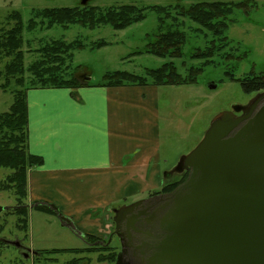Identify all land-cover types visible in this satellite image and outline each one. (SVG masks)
<instances>
[{
	"label": "rangeland",
	"instance_id": "rangeland-1",
	"mask_svg": "<svg viewBox=\"0 0 264 264\" xmlns=\"http://www.w3.org/2000/svg\"><path fill=\"white\" fill-rule=\"evenodd\" d=\"M81 0H0V30H9L13 27L12 22H7V16L12 12H19L23 23V66L25 71L36 61L40 55L35 51L50 44L53 41L72 43L80 41L84 48L74 51L72 69L68 73L76 72V78L86 76V81L93 86L101 83L102 76L112 72H127L136 76L146 77L148 70H156L165 63H173L177 73L185 77L187 69L198 66V61L190 60V55L196 50H203L207 42L211 40L209 34L194 33L197 26L188 19L177 17L181 26L174 27L170 21L165 22L161 33L179 30L185 34L186 42L182 47L181 58H156L151 55L141 54L130 56L145 50L155 35L159 33L158 17L155 13L145 12V19L131 27L115 31L110 26H99L94 30H88L81 26H70L67 30L54 26L50 30L40 25L32 32L26 30L27 23L33 17V13L44 9L74 8L80 6ZM251 2L256 5L246 14L242 11H234L228 19V29L225 33L228 46L220 55H231L232 59L214 58V66L207 67L198 76L195 85L182 86H159L156 87L159 98V145L160 159L163 176L171 172L177 165L179 159L188 155L202 140L212 120L223 112L231 111L233 107L245 106L263 91L245 94L237 82L250 74L264 76V0H91L86 6H94L100 9L119 7L123 5H134L138 7L148 6H173L183 7L196 3H242ZM175 15V14H174ZM98 41H104L107 46L91 50V46ZM220 57V56H219ZM7 59L0 62V85H3L4 67ZM73 70V71H72ZM226 73L231 74L235 81L229 79ZM28 90L32 80L30 73H25ZM155 87V86H153ZM11 89L0 90V114L8 111L12 103ZM239 116V115H237ZM7 171L0 169V179L7 175ZM179 174H173L169 182L178 179ZM27 200L24 205L28 210V231L24 234L16 230L15 215L7 211L0 213V264H66L75 255L62 253L60 255H47L56 262H46L42 258L29 255L26 259L20 254V249L14 246L18 243L30 251H51L84 249L88 245L84 242L85 236L71 221V227H64L53 210L40 212L31 209ZM157 191V190H156ZM149 195V194H148ZM148 195L137 199H147ZM136 199L123 201L115 205L119 209L135 203ZM15 205L11 193H0V207L9 208ZM35 206V207H34ZM114 209V210H116ZM112 210V209H111ZM110 211L105 228L106 233H101V239L107 238L113 231L112 214ZM93 216L88 220L92 221ZM117 239L113 238L112 247L117 246ZM28 255L26 251H24ZM85 257V256H80ZM78 257V258H80ZM87 261L81 264H107L99 263L96 255L85 257ZM38 262L36 263V260Z\"/></svg>",
	"mask_w": 264,
	"mask_h": 264
},
{
	"label": "water",
	"instance_id": "water-1",
	"mask_svg": "<svg viewBox=\"0 0 264 264\" xmlns=\"http://www.w3.org/2000/svg\"><path fill=\"white\" fill-rule=\"evenodd\" d=\"M184 172L170 193L113 211L115 264H264V92L217 115L172 170Z\"/></svg>",
	"mask_w": 264,
	"mask_h": 264
},
{
	"label": "crops",
	"instance_id": "crops-1",
	"mask_svg": "<svg viewBox=\"0 0 264 264\" xmlns=\"http://www.w3.org/2000/svg\"><path fill=\"white\" fill-rule=\"evenodd\" d=\"M80 83L74 95L53 88L26 93L28 152L42 160L27 174L28 202L31 209L54 206L81 234L101 238L116 204L164 183L158 89Z\"/></svg>",
	"mask_w": 264,
	"mask_h": 264
},
{
	"label": "trees",
	"instance_id": "trees-1",
	"mask_svg": "<svg viewBox=\"0 0 264 264\" xmlns=\"http://www.w3.org/2000/svg\"><path fill=\"white\" fill-rule=\"evenodd\" d=\"M251 2L242 3H196L187 7L180 5L173 6H148L138 7L134 5H123L111 7L105 10L94 6L74 8H53L44 9L33 13L32 19L27 23L26 30L34 31L40 25L46 30L59 26L67 30L70 26H81L88 30H94L99 26H110L115 31H122L145 19V12L150 11L158 17L159 33L146 45L142 52L134 53L132 56L147 54L156 58H181L182 47L186 42L185 34L179 30L161 33L165 22L170 21L174 27L181 26L177 17L188 19L197 26L194 33L211 36L207 46L203 50H196L190 55V60L198 61V66H191L187 69L185 77L177 73L173 63H165L156 70H148L146 77L136 76L127 72H112L102 76L101 83L95 85L105 88H116L124 86H182L195 85L198 76L207 67L214 66V58L232 59L231 55H220L228 46L225 33L228 29V19L234 11H242L245 14L255 8ZM175 14V15H174ZM7 22H12L13 27L9 30H0V62L7 59L4 67L3 85L0 90L11 89L12 103L8 111L0 114V169L7 171V175L0 179V193H11L15 205L6 211L17 217L15 228L24 234L28 231V210L24 203L27 200V174L29 170L42 165V160L28 152V129H27V102L28 91L25 73L32 76L29 85L31 89H67L74 95L76 89L83 85L75 77L78 69L68 73L72 69L73 52L83 50V44L76 40L72 43L53 41L50 44L37 49L35 52L40 55L36 61L25 71L23 66V23L19 12H12L7 16ZM107 46L104 41L95 42L91 50H98ZM220 56V57H219ZM73 71V70H72ZM230 80L234 77L226 73ZM1 77V75H0ZM237 82L245 94L257 93L264 90V76L262 74H250ZM85 85H89L88 83ZM187 178V173L181 174L177 180L165 181L161 188L152 192L148 197L167 194L182 184ZM171 180V178H170ZM40 212H49L45 206L34 208ZM99 241L102 242V247ZM117 241V240H116ZM87 247L84 249L51 250L38 253V257H46V262H56L47 255H60L69 253L76 258L66 264H81L87 261L85 257L96 255L99 263L114 264L117 253L120 249L117 246H105L107 241H102L94 236H86ZM85 256V257H80ZM80 257V258H78ZM36 263L38 262L37 259Z\"/></svg>",
	"mask_w": 264,
	"mask_h": 264
},
{
	"label": "flooded vegetation",
	"instance_id": "flooded-vegetation-1",
	"mask_svg": "<svg viewBox=\"0 0 264 264\" xmlns=\"http://www.w3.org/2000/svg\"><path fill=\"white\" fill-rule=\"evenodd\" d=\"M83 1H86V4L87 3H89L91 0H81L80 1V5L82 4V2ZM236 115H240V113H238V114H236ZM172 171H171V173H169L168 174V176H166V180L165 181H168V180H170V178H171V176H172ZM41 206H43V205H41ZM57 213V212H56ZM57 215H59L58 213H57ZM112 218H113V216H112ZM111 218V219H112ZM61 221V224H62V226H66V227H71V222L69 221V220H66V219H62V220H60ZM112 224H113V222H112ZM113 227H114V224H113ZM114 234H113V232L111 233V235L109 236V238H108V240H106L107 241V244L105 245V246H108L109 245V242H111L112 241V239L114 238ZM106 239V238H105ZM85 242V241H84ZM86 243V242H85ZM99 243H100V246L102 247V242L101 241H99ZM16 244V243H15ZM18 244V243H17ZM18 249H20V254L23 256V257H25L27 254L26 253H24V251H26L27 253H28V255H27V257L29 256V255H32V256H34V257H38V253H35V252H33V251H30V250H28L27 248H23L22 246H20L19 244H18V247H17ZM27 257H25V259L27 258Z\"/></svg>",
	"mask_w": 264,
	"mask_h": 264
}]
</instances>
